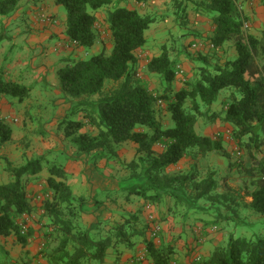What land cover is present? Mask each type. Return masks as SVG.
Returning <instances> with one entry per match:
<instances>
[{
    "label": "trees",
    "instance_id": "trees-1",
    "mask_svg": "<svg viewBox=\"0 0 264 264\" xmlns=\"http://www.w3.org/2000/svg\"><path fill=\"white\" fill-rule=\"evenodd\" d=\"M135 1L147 4L152 0ZM113 2L56 1L65 8V33L72 47L84 50L97 41L102 44L101 51L90 59L58 70L61 92L71 100L70 110L58 127L77 154L92 155L94 161H116L120 158L119 147L135 144L136 157L124 163L130 175L122 191L128 199L136 197L151 206H166L174 214L193 212L203 226L219 225L227 230L226 243H216L207 257L200 254L202 238L190 244V255L199 256V260L192 259V264H264V232H260L264 225V157L259 158L264 151V32L260 37L249 33L248 20L237 0H171L170 9L181 27L186 28L191 10L206 16L214 26L210 49L218 53L231 44L237 57L224 62L219 58L213 63L208 56H198L194 60L198 63L194 79L177 92L173 90L177 74L183 71V81H187V75L170 50L163 47L161 54L146 66L164 87L156 94L142 82L137 57L146 44L145 33L156 19L136 9L110 12L103 31L113 45L108 52V40L104 42L97 29L98 18L93 12ZM19 3L20 0H0V19L13 14ZM3 38L0 30V42ZM192 48L198 49L199 45L192 44ZM224 90L230 92L229 97L220 111L213 110ZM30 91L7 81L0 73V97L24 103ZM160 102L170 115V127H164L157 117ZM200 119L205 125L220 122L231 128L237 158L226 164L220 180L215 171L201 178L195 166L189 172H173L193 155L214 153L231 158L223 137L196 132ZM12 135L11 127L0 118V146L10 142ZM157 147H161L160 152ZM44 161L45 156L38 157L19 168L7 163L14 180L0 184V238L13 236L21 246H28L33 231L27 228L26 218L34 212L28 183L43 172ZM47 171L48 197L43 201V214L51 228L48 238H53L52 247L46 240L41 250L47 264H105L110 250L120 259L123 249H134L135 238L145 241V261L172 264L177 239L169 245L164 240L157 245L145 239L146 229L137 227L136 215L126 218L123 214L126 219L111 228L107 236L95 237L94 231L80 221L85 199L73 194L64 168L51 164ZM232 177L241 182L236 188L227 182ZM240 229L251 231V236L246 237Z\"/></svg>",
    "mask_w": 264,
    "mask_h": 264
},
{
    "label": "rangeland",
    "instance_id": "rangeland-1",
    "mask_svg": "<svg viewBox=\"0 0 264 264\" xmlns=\"http://www.w3.org/2000/svg\"><path fill=\"white\" fill-rule=\"evenodd\" d=\"M25 1L28 0H22V2ZM47 1L53 0H31L30 6L32 9L41 8ZM128 5L129 1L127 0H114L111 6L93 12L98 18L97 29L101 31L104 42L108 40V36L103 32L106 31V17H108L110 12L119 8H127ZM56 6L60 17L66 16L65 8L57 5V3ZM24 10L27 12L28 8ZM154 18H157V20L161 19L159 15H155ZM3 25V18H1L0 30ZM155 25H158L157 22H155L153 27ZM8 27V29L6 28L8 32L7 37L11 39V35L13 34L11 32L16 29H34L33 21L27 14L13 19ZM153 27L148 29L145 33V47H150V45L156 44V40H162L166 37L167 33L165 31L157 29L156 26L154 27L156 29L153 30ZM29 35L35 36L32 32H30ZM187 41L188 39L185 37L180 40L181 43L178 46H182L181 50L187 56L186 63L190 65V71H185L187 81H183L184 88L186 87V82L194 79L193 76H195V71L198 68V63L196 64L194 60H196L198 56H208L213 60V63L214 61H218L219 58L224 62L227 59H236L237 57L236 51L232 50L231 46L223 49V52L216 53L210 49V44H207L202 38L197 37L190 43H186ZM192 44L199 45V48H192ZM30 45L31 43L26 44L20 40L14 42V40L9 41L8 39H5L0 44V73L4 75L8 72L10 73L12 69H9L8 66L11 64H24V68L19 69L17 75L20 79H23L21 85H27L25 87L31 89L30 96L24 103L17 105V103H20L17 99L12 100L7 97L12 101L5 103L7 107L5 112H7V114H1L3 112L0 111V118L4 119L6 124H8L13 131L12 140L0 146V184L14 180L13 174L8 170V162H10L14 168H19L26 165V163L31 160L45 156V161L43 163L44 170L37 177H31L28 183V192L34 206L33 214L26 218L28 223L27 228L33 231L32 235L29 237L28 246H21L16 242L13 236L7 239L0 238V264H47L45 257H42L41 250L46 240L49 241L50 247H52L53 243V238H48L51 228L48 219L44 217L43 214V201L48 197L46 190L48 179L47 170L51 164L62 166L65 169L69 165H75L76 162H80L79 166H89L93 163L95 166L93 164V167L92 165L89 166V168L91 167L90 171H92L90 177H93L96 170H99V172L103 171L104 175H106V182L108 184H103L102 187L108 186L107 188L112 187L113 189H108L109 191H100L98 195L90 193L84 196L85 209L80 221L85 227L91 228L94 231L93 234L95 237L107 236V232L118 222L124 221L129 215H136L139 219L137 227L140 230L146 229L145 239L154 240L157 245L160 244L161 240H164L165 244L169 245L178 238L177 242L174 243V247L177 254L180 256H186V252L183 250L185 249L184 246L182 248L180 247L182 245H180L179 241H186L189 248L186 238L189 234V241L191 244L197 239L202 238L199 243H202V247L205 245L206 248L210 247L211 250H214L216 243L218 245L225 244L229 234L227 230H223L219 225H217L219 227L216 225L210 227L203 226L204 224L202 221H200L198 216H195L193 212L187 213L185 211L183 212L184 215L178 213L174 214L170 213L166 206H151L139 198H127L123 191L127 186L130 174L127 168H125L124 163L131 162L136 157L137 147L134 144L128 143L119 147L120 158L109 163L100 160L94 161L92 155L87 156V158H77L75 157L77 154H72L75 148L65 139L64 131L58 127L60 121L58 117L63 116L70 110L66 111L67 107H71V100L61 92L60 80L57 74L54 76V79L52 78L51 81L49 79L48 82L44 72H37L35 68L51 69L53 67L48 64L55 63L54 65L64 67L66 64H72L78 60H88L101 51V43L97 41L93 47L84 50L69 46L70 49H73L74 55L73 57L68 55L63 59L60 53L53 51L54 48L58 47L57 41L53 37L43 41L40 48H37V46L29 47ZM27 47H29L28 49L35 55V57H32V61L29 57V52L27 53L28 57L24 58V50ZM97 48H100V51H98ZM19 53L23 54V59L18 56ZM150 58V49L143 48L138 51V72L142 82L154 93L156 92V94H159V92L163 91L164 87L160 84V78L155 75L152 76L146 69L147 62ZM32 65H34V67ZM14 76L15 75H12L10 80L15 79ZM4 78L7 80V76H4ZM173 90L176 91L175 89ZM229 95L230 92L228 90L222 91L218 101L213 105L212 109L220 111ZM2 107L3 106H1V108ZM156 114L164 127H170L172 125L170 115L167 113L164 105L160 104V106H156ZM14 120H18V122ZM198 124L202 129V125H205L204 120L200 119ZM225 125L226 124H224V126ZM199 126L196 125L195 129L196 132L201 135ZM218 136L223 137L225 148L228 150V153L231 154V158H224L214 153L204 157L201 155H193L183 160L180 165L173 169V172H189L195 166L201 178H204L212 171L217 172L219 180L223 178L225 170H227L226 164L236 161V148L231 139L230 127H223V129L214 134V137ZM156 150L160 152L161 147H157ZM263 157L264 151L259 155L260 159ZM88 160L89 162H87ZM227 182L232 188H236L241 184V182L236 181L234 177L227 179ZM76 205L79 206V204ZM123 214L126 215L124 219L122 218ZM156 226L159 227L158 234H161L159 238L152 236L153 229ZM177 229L183 230L180 235H176ZM239 231L245 234L246 237L252 234L251 231L246 229H240ZM255 232L259 233L257 230ZM260 232H264V225H261ZM168 233H171V239H168ZM134 240L136 241L135 248L128 251L123 249L122 254L120 253V259H118L117 254L113 253V250H110L107 259L110 260L108 264H118V262L119 264H151L149 260L144 262H139L137 260L140 254L144 252L145 241L143 238H135ZM201 249L202 248H199V250ZM117 252L119 253V251ZM120 261L122 263H120ZM105 264H107V262H105ZM172 264H180L178 257H174ZM187 264H192V258L191 262L187 261Z\"/></svg>",
    "mask_w": 264,
    "mask_h": 264
},
{
    "label": "crops",
    "instance_id": "crops-1",
    "mask_svg": "<svg viewBox=\"0 0 264 264\" xmlns=\"http://www.w3.org/2000/svg\"><path fill=\"white\" fill-rule=\"evenodd\" d=\"M56 1L57 0L47 1L45 3V5L41 6V8L32 9V7L30 6L31 0H28L25 2H22V0H20L19 6L16 9V11L8 17H3V24L4 25L2 26L1 30L4 34V38L1 40L0 44L5 39H8L9 41L14 40V42H16L17 40H20V41L25 42L26 44L31 43V45L29 47H32V46L36 47L37 46V48H40V45L43 41H45L46 39H48L50 37H53L56 39L57 44H58V47L54 48L53 51L60 53V55H62L61 56L62 59L67 57L68 55L73 57V55H74L73 49L69 48V46L72 47L71 45L73 43L68 39V37L66 36V33H65L66 32V25H65L66 16L60 17L58 8L56 6ZM127 1H129V5L127 6V9H131V10L136 9L141 13V15L150 16L152 18H154L155 15H159L161 17V19H159V20H157V18H155L157 20L155 22H157V24H158L155 26L157 29H161V30L165 31L167 34H166V37L164 39L156 40V44H152V45H150V47L144 46V48L150 49V56H151L150 60L154 57L159 56L161 54V48L166 47L169 50H172V51H170L171 57L173 59H177V61L179 62V65L181 67H183L184 71L189 72L190 71V65L186 63V57L187 56L185 53L182 52V50H181L182 46L178 47L179 44L181 43L180 40L187 37L188 41L186 43H190V42L194 41L195 38L198 37V38H202V40L204 39L207 44H210V42H211L210 37L212 36V32L214 31V26H212V22L210 21V19L207 18L206 16L202 15V14H197L195 11L191 10L189 12L188 21L186 23L187 26L185 28V27H181L179 25V23L176 22L175 16H174V14H172V11L170 10L171 0H152L147 4H137L136 1H133V0H127ZM200 1H203V0H200ZM237 2L239 4L244 16L248 20L249 33L255 37H260L261 34L264 32V0H237ZM25 8H28L27 12H25V10H24ZM24 14H27L28 16H30V19L33 21L34 29L33 30H28V29L23 30V29L19 28V29H16L15 31L11 32V33H13L11 35L12 39L7 37L8 32L6 31V28L7 29L9 28L8 25L13 21V19H17L18 17H20L21 15H24ZM43 14L51 17L56 23L51 24L50 22H43L41 19V16ZM106 19H107V17H106ZM154 24H152L150 28H152ZM154 27H153V30L156 29ZM30 32H32L35 36L29 35ZM189 33H190V35H189ZM107 42H108V44H107L106 48H107V51L110 52L113 45L111 43V40L109 41V37H108ZM176 43H178V44H176ZM228 46H231V44L225 45V47L223 49H225ZM29 47L25 48V50H24V58L28 57L27 53L29 52L30 53L29 57L32 61V57H35V55H33V53H31V51L28 49ZM223 49L218 50V53L223 52ZM97 50L100 51V48H97ZM232 50H235V49L232 47ZM205 53H207V52H205ZM222 55H223V53H222ZM18 56H20L23 59V54L19 53ZM137 57H138V55H137ZM232 57H233V52H232ZM22 59H21V61H22ZM148 62H147V64H148ZM54 64L53 63L48 64V65H51L53 67L51 69H47V68H43V69L35 68V69L37 70V72H39V71L44 72V75L47 77L48 82H49V79H50V81L52 78L54 79L55 78L54 76H56L58 70L63 68L61 66H57ZM32 66L34 67V65H32ZM8 67H9V69H12V71L10 73L8 72L6 75L3 74L4 76H7V81H13V82H17L19 84L23 83V79H20L18 77L17 71L19 69L24 68V64H22V63H19L17 65L11 64ZM12 75H15L14 76L15 79L10 80V77ZM152 76H154V74H152ZM51 85H53V84H51ZM25 86H27V85H25ZM173 87L177 92L184 89L183 80L180 79V77H178L177 80L175 81ZM8 101L12 102L10 99H8L6 97H0V104H1V106H3L2 108L0 106V109H1L0 111L3 112L1 114H7V112H5L7 109V107L5 106V103H7ZM19 104H21V103H17V105H19ZM69 109H70V107H67L66 111H68ZM68 112H66L63 116L58 117V119L60 120L59 122H61L66 117V114ZM14 121L18 122V120H14ZM197 125L199 126V124H197ZM226 125L224 126V124H222L220 122H217L213 125H210V124L209 125H202V129H201V126H199V131L201 132V135L208 136V137H214V134H216L219 130L223 129V127H227V126L229 127V125H227V126ZM73 151H74V153H72L73 155L77 154L76 149H74ZM72 154H70V155H72ZM75 157H77V158L86 157L87 158V155L77 154V156L75 155ZM87 162H89V160ZM79 164H80V162H76L75 165H73V166L69 165L68 167H66L64 169L67 176H68L67 177V184L70 186V188H71V190L75 196L84 197L90 193H92L94 195H98V193L100 191H104V190L109 191L108 189H113L112 187L107 188L108 186L102 187L103 184L106 185V183H107L106 182V175H104L103 171L99 172V170H96V173H94L93 177H90V174L92 173V171H90L91 167L89 168V166H91L93 163L89 166H84V165L79 166ZM93 165H92V167H93ZM37 176H35V177H37ZM247 201L251 202L252 199L247 198ZM182 231H183L182 229H180V230L177 229L176 235H180L182 233ZM170 235H171V233H168V235H167L168 239H171ZM189 236H190V234H189ZM189 236L186 238L188 240V244H189V248H190L191 243L189 241L190 240ZM183 238H185V237H183ZM179 243H180V245H182V246H180L181 248L183 246L185 247V249H183V250H185L186 256H180L177 254L176 258L178 257L180 264H187V261L191 262L192 254L190 255V250L188 248V245L186 244V241L180 240ZM176 246H177V244H176ZM200 248H202L200 253H201V256H203V257L209 256L210 253L213 251L210 249V247L206 248V245L203 247H200ZM179 252H182V251H179ZM109 261L110 260L106 261L107 264ZM121 261H123V260H121ZM121 261H120V263H122ZM111 263H112V261H111ZM118 264H119V262H118Z\"/></svg>",
    "mask_w": 264,
    "mask_h": 264
},
{
    "label": "built area",
    "instance_id": "built-area-1",
    "mask_svg": "<svg viewBox=\"0 0 264 264\" xmlns=\"http://www.w3.org/2000/svg\"><path fill=\"white\" fill-rule=\"evenodd\" d=\"M41 19H42L43 22H50L51 24L56 23L51 17H49V16H47V15H45V14H43V15L41 16ZM246 27H248V25H246ZM194 47H195V46H194ZM182 74H183V71L180 70V72H179L177 75L181 78ZM160 104H161V102H160ZM158 232H159V227L156 226V227L153 229V234H152V236H153V237H156L157 234H158ZM192 256H193L192 259H194V260H195V259H196V260H199V256H198L197 253H193ZM137 260H138L139 262H144V261L146 260V251H145V250H144V252H142V253L140 254V257L137 258Z\"/></svg>",
    "mask_w": 264,
    "mask_h": 264
}]
</instances>
